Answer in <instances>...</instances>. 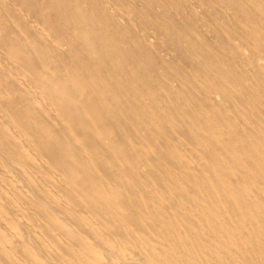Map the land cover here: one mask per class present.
Wrapping results in <instances>:
<instances>
[{
	"label": "bare ground",
	"instance_id": "bare-ground-1",
	"mask_svg": "<svg viewBox=\"0 0 264 264\" xmlns=\"http://www.w3.org/2000/svg\"><path fill=\"white\" fill-rule=\"evenodd\" d=\"M0 264H264V0H0Z\"/></svg>",
	"mask_w": 264,
	"mask_h": 264
}]
</instances>
